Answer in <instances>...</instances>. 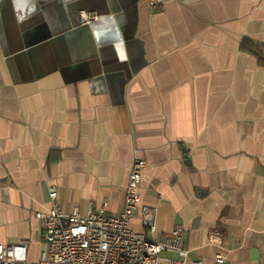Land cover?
Masks as SVG:
<instances>
[{"label":"crops","instance_id":"crops-1","mask_svg":"<svg viewBox=\"0 0 264 264\" xmlns=\"http://www.w3.org/2000/svg\"><path fill=\"white\" fill-rule=\"evenodd\" d=\"M137 160L186 264H264V0H0V245L39 261L52 188L117 215Z\"/></svg>","mask_w":264,"mask_h":264},{"label":"built area","instance_id":"built-area-1","mask_svg":"<svg viewBox=\"0 0 264 264\" xmlns=\"http://www.w3.org/2000/svg\"><path fill=\"white\" fill-rule=\"evenodd\" d=\"M163 0H150L152 7H159ZM98 16L90 12L80 13V22L89 25ZM145 163L137 160L132 164L121 211L117 215L106 213L103 204L87 215L77 210L66 214L58 202V192H49L50 209L36 212L35 219L42 226V252L38 262L26 260L25 244L0 245V264H186L190 254L187 233L181 226L175 227L167 237L157 239L158 211L142 200L141 181ZM140 216L143 233L131 230L130 221ZM173 253L177 259L162 255ZM214 264H226L218 255ZM193 264H204L197 260Z\"/></svg>","mask_w":264,"mask_h":264}]
</instances>
